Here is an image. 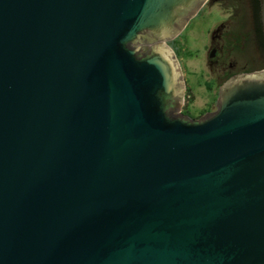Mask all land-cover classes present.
<instances>
[{
    "label": "water",
    "instance_id": "95a60500",
    "mask_svg": "<svg viewBox=\"0 0 264 264\" xmlns=\"http://www.w3.org/2000/svg\"><path fill=\"white\" fill-rule=\"evenodd\" d=\"M185 1L0 0V264H264V84L167 116Z\"/></svg>",
    "mask_w": 264,
    "mask_h": 264
},
{
    "label": "flooded vegetation",
    "instance_id": "af4514ba",
    "mask_svg": "<svg viewBox=\"0 0 264 264\" xmlns=\"http://www.w3.org/2000/svg\"><path fill=\"white\" fill-rule=\"evenodd\" d=\"M214 7L219 19L207 31L202 45L206 67L197 76L202 79L204 74L201 85L209 103L197 119L189 118L186 113L191 90L179 67L177 93L163 98L165 112L171 119L202 122L217 111L220 99L240 83L254 80L264 84V0H187L177 9V17L166 31L169 39L164 44L179 65L187 52L184 32L202 11ZM160 38L158 32L143 31L127 47L139 59H145L154 54Z\"/></svg>",
    "mask_w": 264,
    "mask_h": 264
},
{
    "label": "rangeland",
    "instance_id": "374dc122",
    "mask_svg": "<svg viewBox=\"0 0 264 264\" xmlns=\"http://www.w3.org/2000/svg\"><path fill=\"white\" fill-rule=\"evenodd\" d=\"M218 13L215 7L202 11L191 22L189 29L184 32L187 52L179 60L178 66L182 70V76L186 79L191 90L190 98L188 99V113H186L191 119H197L209 103L208 95L203 92L201 85L204 74L201 75L202 79H198L197 76L203 72L202 70H205L206 65L203 63L202 45L204 44L207 31L219 19Z\"/></svg>",
    "mask_w": 264,
    "mask_h": 264
}]
</instances>
